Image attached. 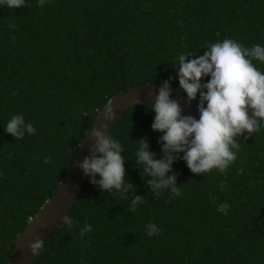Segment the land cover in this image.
Here are the masks:
<instances>
[{
    "label": "trees",
    "instance_id": "obj_1",
    "mask_svg": "<svg viewBox=\"0 0 264 264\" xmlns=\"http://www.w3.org/2000/svg\"><path fill=\"white\" fill-rule=\"evenodd\" d=\"M229 38L264 45V0H30L0 9V264L60 189L105 104L148 84L178 89L175 58ZM150 107L128 111L111 132L136 190L124 199L88 181L68 215L76 226L62 224L34 264H264V132L237 137L223 172L195 175L178 159L181 195L156 196L135 165L141 139L163 158ZM16 114L35 135L4 132ZM135 196L145 200L133 212ZM85 223L93 231L81 238ZM150 223L158 235H147Z\"/></svg>",
    "mask_w": 264,
    "mask_h": 264
},
{
    "label": "clouds",
    "instance_id": "obj_2",
    "mask_svg": "<svg viewBox=\"0 0 264 264\" xmlns=\"http://www.w3.org/2000/svg\"><path fill=\"white\" fill-rule=\"evenodd\" d=\"M29 2L0 0V9L16 10L28 6ZM46 2L39 0V5L43 7ZM9 26L15 28L13 24ZM175 61L174 68H178L177 90L185 94L189 102L198 101L199 119L182 115L180 104L171 98L170 83L165 81L159 88L155 103L149 108L155 114L151 128L162 134L159 142L163 158H157L156 153L150 151L146 139L136 142L138 148L135 152V165L139 166L136 168L150 177L146 184L156 196L165 191L174 196L181 195L172 167L178 159H182L195 175L213 169L223 172L236 159L240 148L237 137L247 139L253 133L264 132V71L254 63L264 64V45L255 44L248 48L229 38L209 44L202 56L192 52L182 53ZM135 103L140 104V99ZM101 116L104 122L90 133L95 142L89 150L91 156L83 159L79 168L89 178V183L98 186L101 192H115L128 199V193L136 189L125 182V158L122 155L125 148L108 131V125L116 119L111 102L104 105ZM4 132L15 140H23L26 135H35L36 128L26 121L24 115L16 114L6 124ZM48 162L46 158L44 163ZM144 200V197L135 196L130 210L136 211L137 205ZM62 223L68 229L77 224L67 215ZM146 228L148 236L160 232L153 223ZM92 231V226L85 223L79 235L83 238ZM28 248L33 254H39L44 250V241L34 236Z\"/></svg>",
    "mask_w": 264,
    "mask_h": 264
},
{
    "label": "water",
    "instance_id": "obj_3",
    "mask_svg": "<svg viewBox=\"0 0 264 264\" xmlns=\"http://www.w3.org/2000/svg\"><path fill=\"white\" fill-rule=\"evenodd\" d=\"M163 85L148 84L145 86L131 88L127 92H123L114 97L111 102V107L116 113V119L108 125V131L112 132L118 121L130 110L155 103V98L158 95L159 88ZM171 98L177 101L182 108V115L192 116L199 119L198 104L196 102H189L182 92L176 88L171 87ZM140 99L141 103L136 104V100ZM102 112L91 124L87 134L83 137L80 145L79 153L76 157L75 163L70 170L67 178L61 184L60 189L55 196L50 199L38 212V214L30 221L25 231L21 234L16 248L11 256L9 264H34L38 254H33L28 248V244L32 241L34 236H38L45 242L47 239L61 227L62 219L68 216L72 206L80 198L89 178L85 177L79 168V164L86 157L90 158L91 152L89 151L94 146V140L90 138L91 130L99 128L103 123ZM251 116V111H249ZM46 227L41 228V225Z\"/></svg>",
    "mask_w": 264,
    "mask_h": 264
}]
</instances>
